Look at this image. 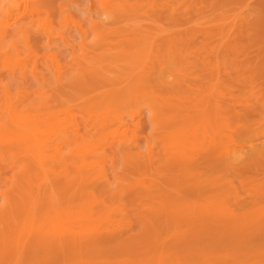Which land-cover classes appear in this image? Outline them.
<instances>
[{
  "label": "rangeland",
  "instance_id": "374dc122",
  "mask_svg": "<svg viewBox=\"0 0 264 264\" xmlns=\"http://www.w3.org/2000/svg\"><path fill=\"white\" fill-rule=\"evenodd\" d=\"M121 1L4 39L0 264H264V0Z\"/></svg>",
  "mask_w": 264,
  "mask_h": 264
},
{
  "label": "bare ground",
  "instance_id": "6f19581e",
  "mask_svg": "<svg viewBox=\"0 0 264 264\" xmlns=\"http://www.w3.org/2000/svg\"><path fill=\"white\" fill-rule=\"evenodd\" d=\"M50 0H7L6 4L0 5V14L5 17V19H7V23L5 25H1L0 26V49L4 48L7 45V41L4 39H9L10 36H15V35H22L23 38L26 37L27 32L29 30V28H31L33 26V24H35L36 22L38 24H40V26L42 25V29L44 31V35L43 37L46 39V43L48 45L53 44L56 39L55 33L51 30L48 29L47 26H45V22H43L42 18L46 19L47 18V8L46 6L48 5ZM93 1V0H92ZM99 1V0H98ZM102 1V0H101ZM107 1V0H106ZM111 1V0H110ZM127 2H118L114 5H111L110 8H105L104 10L106 11V13L103 15L104 19H112L113 16H121L124 13L130 11L134 6L130 3V0H124ZM109 2V1H108ZM106 2L104 5V7H107V3ZM101 3V2H100ZM19 11V12H15V11ZM4 19V18H3ZM104 19L100 18V23L101 25L105 24ZM47 20V19H46ZM45 20V21H46ZM48 22V21H47ZM49 23H46V25ZM98 24V25H99ZM28 25V26H27ZM82 28V27H81ZM83 29V28H82ZM81 30V35L86 37V31L85 30ZM54 33V34H53ZM57 35V33H56ZM80 36V35H79ZM99 37V35H98ZM12 38V37H11ZM86 39V38H85ZM63 43L65 45H68L70 43H68V41L66 40V38L62 37ZM13 44V43H11ZM15 44V43H14ZM71 46V44L69 45ZM85 46V45H84ZM126 47V46H125ZM73 48V47H72ZM80 48L81 45H80ZM123 50V48H122ZM119 51V49L117 50V52ZM88 51L83 49V52L81 54V56H78L77 60H80V68L88 69L91 67H88L90 64H92V61H88L86 63H83V61L88 57ZM126 52V51H125ZM28 55L31 53L27 52ZM17 56L20 54L19 52L16 53ZM24 56H26V53L24 54ZM19 58V57H18ZM52 58V62L56 63L55 61V57L51 56ZM82 59V60H81ZM16 60V59H15ZM19 60V59H17ZM51 60V59H50ZM82 61V62H81ZM14 62V61H13ZM20 62V61H19ZM17 64V63H16ZM14 65V63H13ZM18 65V64H17ZM54 65V64H53ZM16 66V65H15ZM141 66V65H140ZM13 68H15L14 66H12ZM17 68V67H16ZM15 70V69H14ZM32 70V69H31ZM61 70V69H60ZM60 70H56L57 74L61 77V72ZM55 74V72H54ZM2 80V79H1ZM137 80H139V83H142V78H137ZM44 81V80H43ZM15 101V100H14ZM12 107V106H11ZM138 113V112H137ZM52 114V113H51ZM71 114V113H70ZM71 117V116H70ZM105 117V116H104ZM109 117V116H108ZM107 118V117H106ZM70 120V119H69ZM111 120V119H110ZM119 120V119H118ZM71 121V120H70ZM136 121V120H135ZM72 123V122H71ZM129 127V126H128ZM118 128V127H117ZM116 128V129H117ZM114 129V128H113ZM125 129V128H124ZM121 132V131H120ZM176 137V135H175ZM173 137V138H175ZM186 137V136H185ZM206 138V137H205ZM204 138V139H205ZM189 139V138H188ZM203 139V138H202ZM53 140V139H52ZM201 140V139H200ZM55 141V140H54ZM182 141V140H181ZM207 141V140H206ZM195 142V141H194ZM193 142V143H194ZM208 142V141H207ZM182 143V142H180ZM189 143V141L187 142ZM186 143V144H187ZM238 145V144H237ZM236 145V146H237ZM181 146V145H180ZM239 147H241L240 145H238ZM179 147V146H178ZM243 147V146H242ZM181 149V148H180ZM57 150V149H56ZM55 150V151H56ZM89 150V149H87ZM86 150V151H87ZM109 150V149H108ZM241 150V149H240ZM90 151V150H89ZM93 151V150H92ZM91 260V259H90Z\"/></svg>",
  "mask_w": 264,
  "mask_h": 264
}]
</instances>
